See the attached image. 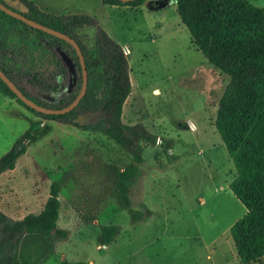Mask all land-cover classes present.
<instances>
[{"label":"rangeland","instance_id":"1","mask_svg":"<svg viewBox=\"0 0 264 264\" xmlns=\"http://www.w3.org/2000/svg\"><path fill=\"white\" fill-rule=\"evenodd\" d=\"M29 1L46 14L89 17L93 24L76 32L87 49L102 30L128 50L123 53L131 92L122 122L141 124L157 141L144 147L138 165L131 210L146 219L133 223L114 196L117 173L133 164L126 153L102 134L47 121L0 93V157L14 146L26 147L15 168L0 176V212L14 220L36 213L50 186L60 188L57 225L68 237L43 264H241L229 229L245 208L229 189L236 172L214 127L230 79L191 43L174 0H148L140 8L100 0ZM249 1L264 8V0ZM13 6L27 13L23 5ZM32 36L47 44V38ZM0 64L42 104L54 105L68 93L56 75L39 87L14 62ZM79 80L76 74V87L68 94L79 89ZM109 225L118 226L119 233L104 248L100 228ZM251 264H264V257Z\"/></svg>","mask_w":264,"mask_h":264},{"label":"trees","instance_id":"2","mask_svg":"<svg viewBox=\"0 0 264 264\" xmlns=\"http://www.w3.org/2000/svg\"><path fill=\"white\" fill-rule=\"evenodd\" d=\"M2 3V0H0ZM107 6L138 7L146 0L123 3L100 0ZM28 19L65 33L80 47L84 57L88 84L78 105L65 115H43L26 107L0 80V93L14 99L28 111L47 121L70 125L84 132L104 135L126 153L133 164L116 175L114 196L119 208L130 213L133 223L144 220L142 213L131 210V190L143 163L145 146H155L157 137L141 124H124L123 107L131 92L127 57L122 47L100 30L91 49L78 39L77 31L92 25L87 16H54L42 12L29 0H18ZM176 13L188 31L191 43L205 60L229 77V83L218 101L214 127L236 172L229 189L245 208V214L229 229L241 264L255 263L264 257V8L249 0H174ZM47 38L38 43L32 36ZM13 45V51L7 49ZM64 50L74 61L80 80L73 90L54 105L42 104L18 86L17 78L0 70L15 83L21 93L37 105L51 109L67 107L80 92L81 67L74 49L66 42L35 30L0 11V62L9 60L29 76L35 86L60 76L68 87V71L52 48ZM68 47L71 52L65 49ZM50 81V80H49ZM75 84L71 86L73 89ZM54 91V87L48 86ZM96 113L93 122L77 119ZM48 130L40 135L44 136ZM26 147L14 146L0 157V175L15 168ZM60 188L50 186L49 196L41 209L14 220L0 212V264H43L54 253L55 245L68 237V231L57 225L60 214ZM119 233L118 226L100 228V245L108 246ZM62 264H89L64 261Z\"/></svg>","mask_w":264,"mask_h":264},{"label":"water","instance_id":"3","mask_svg":"<svg viewBox=\"0 0 264 264\" xmlns=\"http://www.w3.org/2000/svg\"><path fill=\"white\" fill-rule=\"evenodd\" d=\"M5 1V0H4ZM2 1L3 3L0 2V11H2L3 13H5L6 15L21 21L22 23L28 25L29 27L41 31L43 33H46L52 37H55L57 39H60L64 42H66L67 44H69L75 51L77 57H78V61L81 67V75H82V84H81V88H80V92L78 93V95L76 96V98L65 108L62 109H51V108H46V107H42L40 105H37L34 101H32L31 99L25 97L21 91L17 88V86L15 85V83H13L12 81H10L6 75L0 70V80L7 85V87L10 89V91L29 109L39 113V114H43V115H65L67 113H70L80 102V100L83 98V96L86 93L87 90V84H88V77H87V71H86V66H85V61H84V57L82 55V52L80 50L79 45L68 35H66L65 33H61L57 30L51 29L49 27H46L40 23H37L31 19H28L27 17H25L24 15H22L21 13H17L13 10H11L9 7H7L6 2ZM123 3H128V2H133V1H137V0H119ZM56 53L60 59V61L63 63L64 67L67 69L68 71V93L71 90V86L73 84H75V78H76V69H75V65L73 60L71 59V57L65 53L63 50L61 49H56ZM98 115L96 113H86L83 114L79 117V119L83 120L87 117H97Z\"/></svg>","mask_w":264,"mask_h":264},{"label":"flooded vegetation","instance_id":"4","mask_svg":"<svg viewBox=\"0 0 264 264\" xmlns=\"http://www.w3.org/2000/svg\"><path fill=\"white\" fill-rule=\"evenodd\" d=\"M1 2V1H0ZM13 2V4L12 5H10V4H6L7 5V7H9L11 10H13V11H15V12H17V13H21L22 15H26L27 13H23V12H19V11H17V10H15V7L13 6V5H16L17 3H19L18 2V0H14V1H12ZM3 3V2H2ZM20 4V3H19ZM26 17V16H25ZM58 49V48H57ZM58 78H60V76H58Z\"/></svg>","mask_w":264,"mask_h":264},{"label":"crops","instance_id":"5","mask_svg":"<svg viewBox=\"0 0 264 264\" xmlns=\"http://www.w3.org/2000/svg\"><path fill=\"white\" fill-rule=\"evenodd\" d=\"M147 1H148V0H146V1H145L142 5H140L138 8L144 6L145 4H148ZM106 6H107V5H106ZM113 7H116V6H113ZM7 172H11V171H7ZM3 174H4V173H3ZM0 176H2V174H1ZM44 203H45V202H44ZM44 203H43V204H44ZM21 204H22V203H18V205H20V206H21ZM40 209H41V207H40ZM29 212H30V213H33V212H31V211H29ZM29 212H28V214H29ZM26 215H27V214H26ZM24 216H25V215H24ZM24 216H23V217H24ZM23 217H21V218H19V219H22ZM10 218H11V217H10ZM145 219H146V218H144V220H145ZM15 220H16V219H15ZM144 220H143V221H144ZM103 247L106 248V246H103ZM89 264H91V263H89Z\"/></svg>","mask_w":264,"mask_h":264},{"label":"built area","instance_id":"6","mask_svg":"<svg viewBox=\"0 0 264 264\" xmlns=\"http://www.w3.org/2000/svg\"><path fill=\"white\" fill-rule=\"evenodd\" d=\"M124 53H128V50L126 48L123 49Z\"/></svg>","mask_w":264,"mask_h":264}]
</instances>
